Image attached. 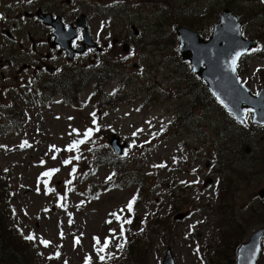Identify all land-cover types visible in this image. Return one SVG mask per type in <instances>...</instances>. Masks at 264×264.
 <instances>
[{"label": "rangeland", "instance_id": "374dc122", "mask_svg": "<svg viewBox=\"0 0 264 264\" xmlns=\"http://www.w3.org/2000/svg\"><path fill=\"white\" fill-rule=\"evenodd\" d=\"M185 1H180L182 6ZM92 5L98 19L114 18L125 35L122 40L130 35L134 46L126 53L118 45V57H106L102 87L89 83L77 88V103H62L61 97L37 89L17 96V103L0 102V179L9 188L8 207L15 211L9 229L18 225L22 235L36 237L38 264H127L122 221L112 215L119 212L134 219L129 242L137 236L143 254L137 264H162L168 250L175 264H211L231 216L248 226L245 240L264 226V204L258 197L262 183L264 188L263 128L231 126L233 130L217 135L227 120L208 89L191 75L190 65L181 60L163 2L94 0ZM259 5L260 1L250 2L249 7L256 9L245 14L240 7L248 4L235 2V13L243 21L247 16L253 19L242 27L243 36L258 39L263 46V58L244 57L246 71L239 75L250 89L261 87L260 82L264 85V12L257 11ZM162 18L167 21L160 22ZM212 30L203 37L208 39ZM159 37L165 38L163 47L156 43ZM123 44L128 45L126 40ZM122 55L129 56L117 68ZM90 73L79 70L74 78L81 80ZM119 97L124 102H113ZM10 116L15 117L12 126ZM217 122L218 127L212 126ZM89 128L91 137L67 151L74 141L84 140ZM114 137L126 143L122 156L109 146ZM75 156L80 159L64 164ZM52 169L59 171L43 175ZM129 169L136 177L142 173L151 177L147 182L132 180ZM75 178L76 184L69 187L67 182ZM207 178L214 182L203 188ZM88 186H92L89 192ZM136 192L139 201L129 212L126 206ZM218 192L222 208L217 206ZM181 212H188L187 218L175 220ZM41 239L50 244L43 245ZM106 240L111 241L108 247L98 252ZM121 243L123 249L117 247ZM258 264H264V244Z\"/></svg>", "mask_w": 264, "mask_h": 264}, {"label": "flooded vegetation", "instance_id": "af4514ba", "mask_svg": "<svg viewBox=\"0 0 264 264\" xmlns=\"http://www.w3.org/2000/svg\"><path fill=\"white\" fill-rule=\"evenodd\" d=\"M93 1L0 0L3 17L0 19V97L5 96L0 102L5 106L17 103V96L21 98L32 89L45 91L49 97H59L66 94L67 84L77 71L105 69L108 55L111 60L118 57V45L121 44L123 52H130L135 39L126 35L128 38L124 40L128 45L123 44L125 35L119 31L120 24L114 18L98 19ZM95 23H98L96 29ZM130 29L139 36L135 25L131 24ZM128 56L119 58L117 68ZM244 59L239 62V74L246 71ZM252 89L258 91L255 87ZM212 126L218 127V122ZM217 132L219 135V129ZM260 163L263 171V159ZM259 202L263 207L264 199L260 198Z\"/></svg>", "mask_w": 264, "mask_h": 264}, {"label": "trees", "instance_id": "16d2710c", "mask_svg": "<svg viewBox=\"0 0 264 264\" xmlns=\"http://www.w3.org/2000/svg\"><path fill=\"white\" fill-rule=\"evenodd\" d=\"M158 1L163 2L165 4L166 6L165 8L168 10L167 15L170 13V15L165 18L168 19L169 22H171V25L174 27L173 36L175 38H173L172 41L175 47L179 43L178 37L175 32V27L178 25L192 28L194 30L199 31L202 35H207L209 29L212 30V26L219 21L220 15L225 8H229L234 12L236 11L235 2L237 3V1H239L240 3H243L244 6L248 4L247 7H240L245 14L251 13L256 9V7L255 8L249 7L250 2H253L254 0H249V3L247 0H187L185 1L184 6H182L180 3V1L182 0H158ZM257 1H260V5L257 8V11L262 10L264 12V5H262L261 0H257ZM194 3H196V7H200L199 12H196V7L193 5ZM165 18H162L160 22L165 23L167 21ZM252 20L253 19L247 16L244 19V23L248 24ZM207 26L208 29L206 30ZM156 43L158 45H161V47H163V43H165V38H162L161 40V38L159 37ZM191 75L194 78H196V76L192 72ZM106 79H107V72L103 68L93 70L88 76L86 75L81 80L77 78H72V81L67 84L68 91L66 92V94L61 95L62 103L74 104L79 102L78 101L79 91L77 90V88L83 85H87L89 83L98 84L100 87H102ZM121 101H123L121 97L113 100V102L116 103ZM194 108H196V106H194ZM107 149L111 150L110 147H107ZM118 159L121 158L118 157ZM134 159L138 160L139 158L138 156H135ZM127 175L132 176V180L134 179V177H136V175L134 174V169L133 170L129 169L127 171ZM114 176L115 173L111 175L112 179H114ZM150 177L151 176L144 175L142 173L139 177L136 178H144V180L147 182V180ZM76 180L77 178L71 181V184H68V186L73 187V185L76 184L75 183ZM142 184L145 186L143 181ZM91 188L92 186H88L87 191L89 192ZM8 193H9L8 186L4 184L3 181L0 179V264H38L39 260H37L38 258L37 254L39 252L36 251V246L33 245L32 240L26 239L27 236L33 234L24 236L22 235L23 232L21 230H17L16 227L10 228L11 230L9 229V227L11 226V222H14L15 211L13 210V208H11L10 210L8 207V201H9V198L7 197ZM219 196L220 193H218L217 199H219ZM135 198H136V203H138L139 192H136ZM217 199L215 201H217ZM186 203L187 202L185 203L182 202V204H186ZM217 206L219 208L223 207L221 198L219 199ZM222 214L223 217H225L223 211ZM118 215L122 217V215H120L119 213ZM206 215L208 217V212L206 213ZM131 218L132 217L123 218V219H131ZM123 219H121L120 221L123 222ZM152 221L154 220H149L148 223ZM228 222H229V226L228 229L225 230L224 236L221 238V244L218 246V248L216 247L214 249V256L211 260L212 262L211 264H235L237 249L245 240V237L248 232V226L245 225V221L242 220L240 222L235 216H231ZM142 229L143 231L145 230V228ZM153 230L154 229L150 227V231ZM139 250L140 248L138 247L137 236H136V240L130 241L126 249L127 264H137V261H140L141 256L143 254L142 252H139Z\"/></svg>", "mask_w": 264, "mask_h": 264}, {"label": "water", "instance_id": "95a60500", "mask_svg": "<svg viewBox=\"0 0 264 264\" xmlns=\"http://www.w3.org/2000/svg\"><path fill=\"white\" fill-rule=\"evenodd\" d=\"M241 27L242 23L238 16L231 9L226 8L207 40L202 38L198 31L186 26H177L175 31L179 38V51L182 60L190 62L194 74L206 83L215 99L218 101L223 99L232 109L231 115L239 122L243 117L244 110L252 109L253 123L263 126L264 88L259 92L261 95H253L242 83L237 69L235 73H232L229 67L237 52L242 53L237 60L238 63L243 55L257 47L255 40L245 39L242 36ZM229 108L226 109L229 111ZM110 146L116 155L121 156L126 143L121 144L120 138L114 137ZM210 182L211 180L206 181L204 185L206 186ZM260 194L264 196V191ZM184 217L185 214H179L175 219ZM263 236L264 228H261L247 242L243 243L238 249L235 264H256ZM163 264H175L171 250L167 251Z\"/></svg>", "mask_w": 264, "mask_h": 264}, {"label": "snow or ice", "instance_id": "6c2138e0", "mask_svg": "<svg viewBox=\"0 0 264 264\" xmlns=\"http://www.w3.org/2000/svg\"><path fill=\"white\" fill-rule=\"evenodd\" d=\"M28 2L31 3V0H28ZM0 19H3V17L0 16ZM237 27H238V26H237ZM252 51H256V50L253 49ZM241 55H242V53L237 52V53L235 54V56L232 58V60H231V64H230V66H229V67H230V71H231L232 73H235V72H236V68H237V60H238V58H239ZM258 70H259V69H258ZM256 95L259 96V95H261V93L257 92ZM218 99H219V97H218ZM219 102H220L222 105H224L225 108H229V105L226 104L225 101H224L223 99H219ZM251 111H252V109H249V110H247V111L243 114V117L240 119V122H241V123H245V122H246V118H247L248 112H251ZM229 112L231 113V112H232V109L229 108ZM91 115H92L93 117H95V116H96V113L93 112V113H91ZM70 119H71V117H70ZM94 122H95V121H94ZM97 130H98V129H97ZM73 131H77V130L74 129ZM92 133H93V130H92L91 128H89V129H87V131L85 132L84 135H85V137L87 138V137H91ZM26 143H27V142H25V145H26ZM83 143H85V140L74 141L72 144H70V145L67 147L66 150L69 151V152H71V151H73L74 149H78V148H79V145H80V144H83ZM25 145H21V147H24ZM52 147H55V146H52ZM53 158H55V157H53ZM72 159L79 160L80 157H79V156H75V157H73V158H70V159L64 160V164H70V163L72 162ZM164 166H165V165H160V167H164ZM58 171H59V169H52V170H50V171H47V172L43 173V175L46 176V177H51V176L53 175V173L58 172ZM108 179L111 180L112 177L109 176ZM196 182H198V181H196ZM67 183L71 184V181H68ZM69 191H71V189H69ZM61 199L63 200L64 198L61 197ZM135 203H136V198H135V197L133 198V200L129 201V203H128L127 206H126V207H127V210H128L129 212H132V211H133V206H134ZM61 207H63V204L61 205ZM121 211H123V209H121ZM112 215L115 216L117 220H121V219H123L122 217H120V216H119L118 214H116V213H112ZM109 223H111V221H109ZM123 223L130 224V223H132V221H131V219H123ZM123 223L121 224V233H123ZM113 234H114V230H113ZM61 235H63V233H61ZM26 239H28V240H34V239H36V237H35L34 235H29V236L26 237ZM76 242L79 243V240H77ZM110 242H111L110 240H106V241L104 242V244H103V247H101V248L98 249V252H102V251H104V249H106V248L108 247V245H109ZM40 243H42V244L45 245V246H48V245L50 244V241H47V240H43V239H41ZM124 243H127L126 239H125ZM124 243L118 244L117 247L120 248V249H123V247H124ZM97 244H100V241H99L98 238H97ZM198 251H199V249H197V252H198ZM57 255H59V253H57ZM90 259H91V258H89V260H90ZM104 259H105L104 256H100V260H101V261H103Z\"/></svg>", "mask_w": 264, "mask_h": 264}]
</instances>
